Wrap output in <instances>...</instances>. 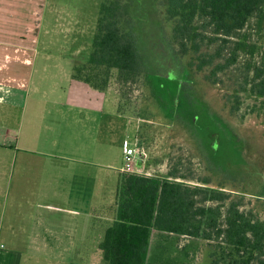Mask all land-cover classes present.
Listing matches in <instances>:
<instances>
[{"label": "rangeland", "instance_id": "374dc122", "mask_svg": "<svg viewBox=\"0 0 264 264\" xmlns=\"http://www.w3.org/2000/svg\"><path fill=\"white\" fill-rule=\"evenodd\" d=\"M19 2H29L30 12L36 6L40 18L48 2L54 13H47V19L56 21L37 31L34 68L26 88L11 86L16 93L11 100L0 94V101L5 100L0 103V205L6 203V212L12 213L14 185L36 183L52 198L71 194L72 200L78 194L84 202L80 216L86 222L84 235L50 240L53 245L62 243L59 249L43 250L46 254H33L21 240L0 239V264H105L99 243L115 213L123 136L136 139L149 152L148 164L137 163V168L159 178L169 177L172 170L176 180L224 190L227 202L241 200L244 210L264 219V197L258 195L264 175V96L254 87L258 69H264V5L261 16H252L231 36L215 33L206 20L195 18L197 35L183 48L172 41L173 21L161 0H140L136 21L153 92L145 76L120 82L114 73L102 92L71 77L73 59L86 58L92 49L102 0ZM144 10L149 20L139 16ZM31 17L22 14L23 20ZM150 33L166 38L172 58L184 69L161 65L169 60L160 44H151ZM53 103L59 106L54 116ZM19 135V144L33 149L31 177L17 172L26 154L14 150ZM56 135L68 138H53ZM3 144L12 147L7 150ZM206 160L221 170L208 169ZM238 171L245 174L240 178ZM186 239L153 231L151 261L201 264L195 241L180 248Z\"/></svg>", "mask_w": 264, "mask_h": 264}, {"label": "trees", "instance_id": "16d2710c", "mask_svg": "<svg viewBox=\"0 0 264 264\" xmlns=\"http://www.w3.org/2000/svg\"><path fill=\"white\" fill-rule=\"evenodd\" d=\"M139 4L140 0H102L92 49L86 58L73 59L72 79L104 91L114 74L120 82L145 76L153 92L138 34ZM161 4L173 21V43L184 48L185 41L197 35L195 18L206 20L215 33L231 36L249 18L262 15L264 0H161ZM263 72L258 69L254 83L260 96ZM217 165L207 161L208 169L220 171ZM240 171L235 175L241 178L245 172ZM168 176L120 172L114 219L99 243L105 264H157L150 255L153 231L186 237L181 249L195 241L201 264H264V219L244 210L241 200L227 202L224 190L176 180L172 170ZM260 183L258 195L264 197V175Z\"/></svg>", "mask_w": 264, "mask_h": 264}, {"label": "crops", "instance_id": "0c3cea01", "mask_svg": "<svg viewBox=\"0 0 264 264\" xmlns=\"http://www.w3.org/2000/svg\"><path fill=\"white\" fill-rule=\"evenodd\" d=\"M45 6L47 12H42L40 18L36 6L33 12L26 10V8H30L29 2L18 3V0H0V94L5 97L8 95L9 100L16 94L13 89L9 88L16 85L14 88H19L18 91L25 89L24 84L31 76L34 68L32 65L36 53L37 31L43 24L50 25L56 21L51 18L47 19V13L52 15L54 10L48 2ZM22 14L33 15V17L23 20ZM43 18H45L44 22ZM22 23L25 25H23L24 27L20 26ZM21 31L27 32L24 33L25 36H22ZM2 90L4 93L1 92ZM3 102L5 100L0 101V103ZM53 104H55L52 105L54 116L56 108L58 110L59 106L57 103ZM52 108L48 109L45 114L50 115ZM55 122L56 119H54V124ZM58 132L60 134V128ZM18 138L20 135L15 137L14 150L16 152L23 151L26 154H22L23 156L18 161L17 172L21 177H31L33 174L32 165L35 163V158L32 155L34 154L33 149H30L28 143H25V147L20 145ZM53 138L68 137L56 135ZM3 146L7 150L12 147L11 144L8 145L9 147L5 144ZM28 150L31 151L28 152ZM10 189L9 186L6 192ZM74 198L71 200V194L62 200L56 199L55 196L52 198L43 192V187L39 184L18 182L12 188V203L9 205L13 208L12 213L6 212V207H8L6 203L0 205L2 209L0 211V239L21 240V244L23 241L24 247L32 249L33 254H46L43 250L49 252L53 251V248L59 249L62 243L53 245L50 240L79 238L85 233V216H80V213H83L81 208L84 207V202L80 203L78 194H75ZM114 203L116 212V199ZM73 243L74 241L69 244ZM69 244H67L68 248ZM0 247H3L2 243Z\"/></svg>", "mask_w": 264, "mask_h": 264}, {"label": "built area", "instance_id": "2783aa9c", "mask_svg": "<svg viewBox=\"0 0 264 264\" xmlns=\"http://www.w3.org/2000/svg\"><path fill=\"white\" fill-rule=\"evenodd\" d=\"M122 166L120 172L151 176L148 169L137 168L136 164L147 165L150 159L149 152L144 145H139L136 139L123 136L121 140Z\"/></svg>", "mask_w": 264, "mask_h": 264}, {"label": "flooded vegetation", "instance_id": "af4514ba", "mask_svg": "<svg viewBox=\"0 0 264 264\" xmlns=\"http://www.w3.org/2000/svg\"><path fill=\"white\" fill-rule=\"evenodd\" d=\"M144 7H146V6H144ZM145 9V8H144ZM141 18H145V20L146 19H148L149 20V18L150 17H148L147 16V10H144V13L143 14H141V15H139ZM151 34V33H150ZM156 34V33H155ZM152 36H151V38L152 39H150V41H151V44H152V42H157L158 44H160V46L158 45V47H161L160 49H162V50H165V53H166V57L168 58V62H165L164 60L162 61V63H161V65L163 64V66L165 67V66H169L168 67V69L170 70L171 69V67L172 68H174V67H177V68H180L179 67V61L177 62L176 60H175V58H172V49H171V47L169 46V44H168V42H167V40H166V38L164 37V38H161L162 37V35L160 36V37H158V38H156L155 37V35L152 33L151 34ZM159 36V35H158ZM139 37H141V36H139ZM150 41H148V43L150 42ZM158 47H156V48H158ZM160 59H162L161 57H160ZM164 59V58H163ZM145 60H146V63L148 64V57H145ZM148 66H150L149 64H148ZM162 68V67H161ZM180 69H184V68H180ZM164 72H166L165 70H163ZM188 77V76H187ZM188 79V78H187ZM163 107V106H162ZM169 117H171V115L169 114ZM186 130L188 131V129L186 128ZM194 141V140H193ZM241 150V149H240ZM242 151V150H241ZM247 162V161H246Z\"/></svg>", "mask_w": 264, "mask_h": 264}]
</instances>
